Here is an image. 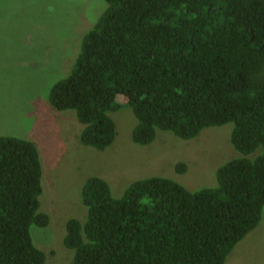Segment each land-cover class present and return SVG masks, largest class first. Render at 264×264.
Instances as JSON below:
<instances>
[{"label":"trees","instance_id":"1","mask_svg":"<svg viewBox=\"0 0 264 264\" xmlns=\"http://www.w3.org/2000/svg\"><path fill=\"white\" fill-rule=\"evenodd\" d=\"M105 1L70 73L48 94L54 110L75 111L80 142L113 145L111 114L127 106L137 145L232 123L239 156L218 167L216 186L195 191L150 176L115 197L105 178L88 177L86 220L67 221L63 244L74 264H225L264 211V0ZM42 179L37 145L0 135V264L46 263L31 233L50 223Z\"/></svg>","mask_w":264,"mask_h":264},{"label":"rangeland","instance_id":"2","mask_svg":"<svg viewBox=\"0 0 264 264\" xmlns=\"http://www.w3.org/2000/svg\"><path fill=\"white\" fill-rule=\"evenodd\" d=\"M106 7L105 0H0V135L31 140L40 151V211L49 214L50 223L32 226L31 233L46 253L45 264H74V250L63 238L70 218L86 220L81 190L88 177L105 178L115 197L150 176L195 191L216 186L218 167L239 156L230 142L232 123L206 128L190 140L160 132L151 145H137L132 141L136 118L127 106L111 114L118 131L113 145L97 150L80 142L75 111L54 110L48 94L70 73L84 34ZM178 162L187 164L185 173L176 172ZM225 264H264V211L259 226Z\"/></svg>","mask_w":264,"mask_h":264}]
</instances>
